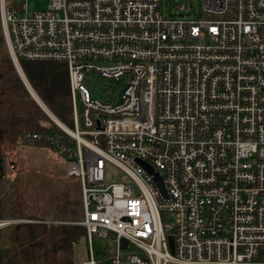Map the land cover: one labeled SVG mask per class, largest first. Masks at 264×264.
<instances>
[{
    "label": "built area",
    "instance_id": "2783aa9c",
    "mask_svg": "<svg viewBox=\"0 0 264 264\" xmlns=\"http://www.w3.org/2000/svg\"><path fill=\"white\" fill-rule=\"evenodd\" d=\"M17 2L0 0L10 54L66 62L74 120L23 140L64 156L90 245L115 243L108 264H264V0H200L191 17L160 0Z\"/></svg>",
    "mask_w": 264,
    "mask_h": 264
},
{
    "label": "trees",
    "instance_id": "16d2710c",
    "mask_svg": "<svg viewBox=\"0 0 264 264\" xmlns=\"http://www.w3.org/2000/svg\"><path fill=\"white\" fill-rule=\"evenodd\" d=\"M20 63L42 101L73 128L66 62L21 59ZM28 132L63 130L23 82L7 45L0 10V219L27 220L0 229V264H76L77 248L86 237L85 226L77 223L84 216L82 197L78 207L69 203L60 218L42 204L40 191L22 173L24 159L15 156L19 144L26 143L23 137Z\"/></svg>",
    "mask_w": 264,
    "mask_h": 264
},
{
    "label": "rangeland",
    "instance_id": "374dc122",
    "mask_svg": "<svg viewBox=\"0 0 264 264\" xmlns=\"http://www.w3.org/2000/svg\"><path fill=\"white\" fill-rule=\"evenodd\" d=\"M17 1L15 0V2ZM49 1L28 0L29 9L32 11L46 8ZM199 3L200 0H160L161 12L166 17L178 16L179 13H184L187 17L198 15ZM102 84L106 85V82ZM39 143H20L15 151V156L24 159L22 173L29 183L36 186L40 191L42 204H45L53 215L60 218L62 210L68 208L69 203L72 206V201L74 202L73 205L79 206L78 202L80 203L81 195L79 180L76 176L68 175L64 156L59 154L55 148ZM121 173L113 165H107L106 178L108 182L118 181L121 178ZM161 219L163 223H171L173 214L163 212ZM129 249L136 251L132 245ZM115 252V243L107 238L93 236L90 245L88 238L85 237L77 248L76 264H84L91 258L92 254L98 264H108V258Z\"/></svg>",
    "mask_w": 264,
    "mask_h": 264
},
{
    "label": "water",
    "instance_id": "95a60500",
    "mask_svg": "<svg viewBox=\"0 0 264 264\" xmlns=\"http://www.w3.org/2000/svg\"><path fill=\"white\" fill-rule=\"evenodd\" d=\"M191 5H192V2H191ZM182 13H179V16H181ZM12 58H13V61L16 65V68L23 80V82L25 83V85L27 86L28 90L30 91V93L32 94V96L36 99V101L40 104V106L47 112V114L61 127L63 126H66L63 122H61V120H59V118L47 107V105L42 101V99L39 97V95L36 93V91L34 90V88L32 87V85L30 84L29 80L27 79L23 69H22V66H21V63L16 60L15 57H13L12 55ZM139 163L142 164L150 173H153L154 174V180L157 184V186L161 189V191H163L164 195L167 196V191H166V188H165V184H164V181H163V178L162 176L160 175V173L158 172H155L153 167L143 161V160H139ZM0 169H1V174H0V179L2 177V168H1V165H0ZM169 238V244H170V248L172 251H174V236L172 234H170L168 236ZM128 241L126 239H122V247H125L127 245Z\"/></svg>",
    "mask_w": 264,
    "mask_h": 264
}]
</instances>
